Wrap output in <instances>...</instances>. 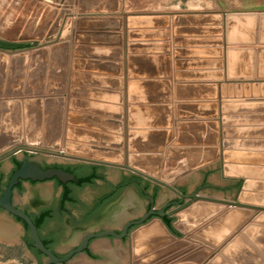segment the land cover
Returning <instances> with one entry per match:
<instances>
[{
  "label": "water",
  "instance_id": "water-1",
  "mask_svg": "<svg viewBox=\"0 0 264 264\" xmlns=\"http://www.w3.org/2000/svg\"><path fill=\"white\" fill-rule=\"evenodd\" d=\"M73 1L66 0L65 6H70ZM121 10L122 0H116V6L110 11ZM61 19L62 15L48 33H45L44 27V30L33 35L36 39L43 38L42 44L38 40L11 42L0 39V46L3 47L32 45L14 51L0 47V182L8 183L7 186L0 185V236L11 240H24L29 254L37 258L38 264H66L74 255L83 251L96 257L88 247L91 240L99 237H110L112 244L113 237L128 239L132 264H146L174 246L141 258L162 243L176 241L177 244H184L192 240L191 238H198L197 242L203 247L200 251L183 257L177 264H183L192 258H198L194 264H199L201 259L208 257L213 249L219 247L220 252L212 255L204 264H264V246L255 236L256 220L243 228L240 234L235 233L243 219L232 225H225L229 218L250 214L249 210L253 209L249 204L257 200L254 194L247 192L249 180L243 182L238 202L211 198L199 192L185 193L177 187L179 181L190 173L221 159L218 146L219 124L216 121H180L176 125L177 138L167 147L165 155L164 146L175 133L172 130L175 127L174 121L169 116L166 125L146 126L140 122L138 116L140 112L150 109L168 110L171 115L172 100L168 96L166 101L155 102L159 104L139 101L134 88L141 81L131 80L129 155L126 156L123 150V110L120 106L118 134L111 136L115 139L114 148L97 147L77 141L75 133L79 129L73 124V120L78 116L74 110L77 100L71 97H74L78 89V86L73 84L78 73L72 70L71 66L75 60L70 55L69 44L65 42L69 32L48 47L49 41L56 40ZM110 20L117 21L120 25L118 30L121 29L120 17H112ZM172 20L178 25V34L192 31V28L181 27L182 25H206L210 22L218 24L195 28L193 31H209L221 35L225 30L228 79L237 82L224 83L223 89L241 88V81H245L246 88L250 87L251 81H256L255 87L259 86V81H263L264 87V12L229 13L225 18V28L221 25L224 18L218 13H176L173 17L170 13L128 15L132 28L168 27ZM137 32L133 31L131 34L137 35ZM27 37L29 36H22ZM134 60L135 57H130L129 70L132 79L135 78ZM223 64L222 60L218 61L217 67L222 69ZM216 74L222 78V72L218 71ZM186 75L188 73L178 74L181 77ZM165 83L169 86L168 81ZM186 88L187 85L177 87L179 98H183L181 95ZM119 89H122V85ZM65 93L68 100L64 99ZM66 101L70 112L69 107L64 105ZM119 104H122V98ZM10 106L16 110L6 111ZM192 106L181 103L178 106V118L190 117L188 110ZM225 109H229V106ZM216 116L215 114L214 117ZM228 119L231 120L230 117H225L223 121L227 122ZM3 124H10L11 127L4 129ZM195 126H210L214 129L210 142H194L188 130ZM226 133L228 130L224 131V134ZM159 134H162V142L155 145L154 149H144L140 142L142 136L159 137ZM230 146H233V141L225 140V147ZM233 157L232 151L224 152L223 163L220 164L224 175L244 177L238 172L242 168L231 164ZM74 159L98 161L113 166ZM43 164L61 165L65 169L56 166L45 168ZM53 178H56L55 193L60 184H63V191L60 196L55 195L52 204L40 207L38 212H33L29 204H15L16 187L23 189L21 180L33 181L35 184L36 181ZM94 178L106 180V186L95 203L86 204L79 200L78 193L86 184L93 183ZM131 182L139 189L147 208L151 203L149 210L128 220L121 230L91 232L69 252L60 254L54 251V247L70 227L64 221L65 213L71 216L72 225L86 224ZM241 182L242 180L238 181L236 187ZM170 189L178 196L164 204L170 197L175 196ZM226 204L232 207L218 215L227 208ZM259 209L264 211V207ZM167 218L171 219L170 224L167 223ZM35 222H41L40 226ZM204 223L206 224L194 236L178 239L177 236L190 233ZM25 224L31 235L27 232ZM45 256L48 261H45Z\"/></svg>",
  "mask_w": 264,
  "mask_h": 264
},
{
  "label": "crops",
  "instance_id": "crops-1",
  "mask_svg": "<svg viewBox=\"0 0 264 264\" xmlns=\"http://www.w3.org/2000/svg\"><path fill=\"white\" fill-rule=\"evenodd\" d=\"M65 3L66 0H60V7L54 20L62 10L71 11L62 16L56 40L49 41L48 47L60 40L63 34L70 33L65 41L71 43L70 55L78 60L75 66H71L73 72L78 73L75 83H73L78 86V89L75 92V97H71L77 100L74 110L78 116L73 120L74 126L79 129L75 133L77 141L97 147L114 148L115 139L111 136L118 134L117 121L120 120L118 106H120L123 110V119L121 120L124 129L122 136L125 145L123 150L126 156L129 155V82L131 80L141 81L134 88V93L138 96L139 101L159 104L155 102L166 101L168 96L172 100L171 115L168 110L150 109L140 112L138 116L140 122L146 126L166 125L169 116L174 121L175 127L172 130L175 133L164 146L165 155L167 147L177 138L176 125L180 121H216L219 124L218 146L221 159L190 173L178 183L177 187L185 193L199 192L211 198L238 202L242 184L245 180H249L250 185L247 192L254 194L257 200L249 204L253 209L249 210L250 214H239L229 218L225 221V225H232L243 219V223L235 233L240 234L243 228L256 220L255 236L264 246V211L259 209L264 207L263 81H259L258 87L254 86L256 81H251L249 88L245 87V81H241V88L230 89L227 87L223 89L224 83L233 82L236 84L237 82L228 79L226 57L221 58L224 64L222 69H218L215 61L220 58L205 51L210 48L209 44L186 41L182 45V36L175 31L178 27L173 22L168 27L131 28L127 17L131 13L139 12L132 11L128 7V0H123L122 11L118 13L109 11L114 6L112 0H74L70 6H65ZM44 5L47 8L51 7L48 2H45ZM44 10L41 12V16ZM111 17L122 18L120 31L117 30L118 23L109 19ZM133 31L140 33L132 35ZM184 37L185 39L189 38L188 36ZM0 39L23 42L17 39ZM35 40L42 44L43 39ZM31 46L0 47L14 51ZM130 57H135L133 61L134 79L130 77ZM180 62H184V65H180ZM218 71L222 72L221 79L216 74ZM181 72L188 73V75L178 76ZM166 81L169 82V86L165 83ZM121 85L122 89H119ZM181 85L188 87L181 95L183 98H179L177 90V87ZM65 98L67 99L66 93ZM120 98H122V104H119ZM181 103L193 105L188 110L190 117L178 118V106ZM64 105L69 107L68 111L70 112L71 109L67 101L66 104L64 102ZM224 106L225 108L229 106V109H225ZM13 110L14 108L8 107L6 111ZM215 114L216 117H214ZM225 117H230L231 120L228 119L227 122H224L223 118ZM6 127L10 128L11 125L3 126L4 129ZM225 130H228V133L224 134ZM188 131L194 142L204 143L210 142L214 133V129L210 126H195ZM225 140L233 141V146L225 147ZM140 142L144 149H154L155 145L162 142V134H159V137L142 136ZM225 151L234 153L231 164L242 168L238 172L244 177L224 175L220 164L223 163ZM79 161L108 165L98 161ZM240 180H242L241 184L236 187ZM22 184L23 189L16 187L14 202L16 205L29 204L33 212H38L42 206L52 204L55 195L60 196L63 191V184H60L55 193V179L38 181L35 184L24 180ZM105 186L106 180L94 178L93 183L86 184L82 188L78 193V198L86 204L95 203ZM177 196L175 193V196L170 197L164 204L174 200ZM226 206L227 208L218 215L232 207L230 204H226ZM146 209L139 189L135 183L131 182L121 194L110 200L86 224L72 225L71 216L65 213L64 221L70 227L54 247V251L60 254L69 252L91 232L106 229L121 230L128 220L143 214ZM205 224L190 233L177 236L178 239L194 236ZM191 239L184 244H177L176 241L162 243L158 248L146 253L141 258H146L150 254L161 252L166 247L174 245L169 251L160 253L146 264H177L183 257L196 253L203 247L197 242L198 238ZM0 245L12 257L5 264H22L17 260L19 258L18 246H23L25 255L32 261L30 264H38L37 258L29 254L24 240H11L0 236ZM88 248L96 257L83 251L74 255L66 264H132L133 262L128 239L113 237L112 244L110 237H99L91 240ZM220 248L213 249L212 254L201 259L199 264H204L212 255L220 252ZM196 259L198 258H192L183 264H194ZM45 261H48L46 256ZM262 261H264V256Z\"/></svg>",
  "mask_w": 264,
  "mask_h": 264
},
{
  "label": "rangeland",
  "instance_id": "rangeland-1",
  "mask_svg": "<svg viewBox=\"0 0 264 264\" xmlns=\"http://www.w3.org/2000/svg\"><path fill=\"white\" fill-rule=\"evenodd\" d=\"M112 1L114 2V6H116V0H112ZM45 2H48L51 5V7L48 8L45 7L44 5ZM114 6L112 9H114ZM59 7H60V0H0V38L11 39V40L17 39L21 41L35 40L36 38H33V35L41 32V30H44V27H45V33H48L51 30L53 24H55V22L61 15L63 16L64 14L71 11V10H62V12H60L58 17L56 18V20H54ZM122 7H123V0H122ZM128 7L132 11L139 12V13H131L129 15L160 14V13L171 12L170 14L173 17V15L176 13H180V14L218 13L221 14L224 18V22L221 25L223 26V28H225V18L227 14L241 13V12L262 13L264 12V0H128ZM43 10L44 12L41 16V12ZM50 10L52 11L50 12ZM114 13H118V12H114ZM171 22H173V20ZM217 24H218L217 22H210V24H206V25L181 26V27L185 26L192 28L191 32H186L181 34L182 45H184L186 41H190V42L195 41V43L198 44L201 42H207V44H209L208 47L210 48L209 49L207 48V50L205 51H207L208 53L209 52L213 53L215 56L220 58L219 60L215 61L216 67L218 61H221L222 60L221 58L226 57L227 44H226L225 30L220 35L217 34L216 32L211 33L209 31H193V29L205 28L209 25L217 26ZM121 29H122V22H121ZM138 33L140 32H137V34ZM8 36H12V37L10 38ZM22 36H29V37L22 38ZM184 36H188L189 38L185 39ZM67 43L69 44V51H70L71 43L69 42ZM221 43H224V45L221 46L220 45ZM221 51H223V54L220 55ZM74 60L75 62L72 64V66H75L78 63L77 58H74ZM180 63H181L180 65H184V62H180ZM11 109H13V107H11ZM14 110H16V108H14ZM17 249H18V257H19L17 259L18 262L22 264L32 263V261L29 258H27V256L25 255L23 246H18ZM11 258L12 257H10L8 252L5 251V248L0 245V264H5L6 262H9Z\"/></svg>",
  "mask_w": 264,
  "mask_h": 264
},
{
  "label": "flooded vegetation",
  "instance_id": "flooded-vegetation-1",
  "mask_svg": "<svg viewBox=\"0 0 264 264\" xmlns=\"http://www.w3.org/2000/svg\"><path fill=\"white\" fill-rule=\"evenodd\" d=\"M38 156V155H37ZM37 156H35V159H36V157ZM37 160V159H36ZM44 165V164H43ZM62 167L61 165H44V167L45 168H48V167ZM19 167V166H18ZM62 168H64V167H62ZM65 169V168H64ZM10 179V178H9ZM53 179H56V178H53ZM50 180V179H49ZM22 181H24V180H21L20 181V183H22ZM33 182V181H32ZM36 182H38V181H36ZM41 182H43V181H41ZM19 183V184H20ZM8 184V183H7ZM7 184H4L2 181L0 182V185H4V186H7ZM18 186V185H17ZM1 186H0V193H1ZM149 194H146V196H148ZM150 206H151V203H150V205H149V207L146 209V210H149V208H150ZM28 213V212H27ZM29 214V213H28ZM30 215V214H29ZM31 216V215H30ZM17 217V216H16ZM32 217V216H31ZM18 219H20L19 217H17ZM20 220H22V219H20ZM34 220V219H33ZM23 221V220H22ZM36 223V222H35ZM26 225V224H25ZM39 227V226H38ZM26 228H27V232L30 234V231H29V228H28V226L26 225ZM31 235V234H30ZM34 245V244H33ZM38 250V249H37Z\"/></svg>",
  "mask_w": 264,
  "mask_h": 264
},
{
  "label": "trees",
  "instance_id": "trees-1",
  "mask_svg": "<svg viewBox=\"0 0 264 264\" xmlns=\"http://www.w3.org/2000/svg\"><path fill=\"white\" fill-rule=\"evenodd\" d=\"M20 164H21V163H20ZM20 164H19V165H20ZM166 221H167L168 224L171 223V219H170V218H167ZM36 224H37L38 226H40L41 222H36Z\"/></svg>",
  "mask_w": 264,
  "mask_h": 264
},
{
  "label": "bare ground",
  "instance_id": "bare-ground-1",
  "mask_svg": "<svg viewBox=\"0 0 264 264\" xmlns=\"http://www.w3.org/2000/svg\"><path fill=\"white\" fill-rule=\"evenodd\" d=\"M194 4V3H193Z\"/></svg>",
  "mask_w": 264,
  "mask_h": 264
}]
</instances>
